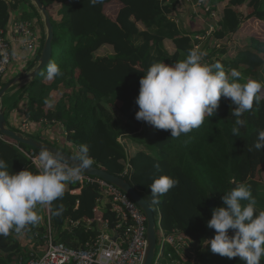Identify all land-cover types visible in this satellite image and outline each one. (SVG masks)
I'll return each mask as SVG.
<instances>
[{
    "label": "trees",
    "instance_id": "1",
    "mask_svg": "<svg viewBox=\"0 0 264 264\" xmlns=\"http://www.w3.org/2000/svg\"><path fill=\"white\" fill-rule=\"evenodd\" d=\"M112 1L100 0L93 5L90 0H40L50 16L54 34L49 63H56L63 75L48 81L45 78L46 66L32 82L20 89L17 100L10 105L6 98L14 88L7 91L3 97L7 127L73 157L77 155L80 144H87L94 161L92 166L123 178L149 204L156 220V237L159 222L167 232L180 230L188 235L181 220L177 219L178 212L183 219L190 218L192 227L199 229L194 240L197 244H204L215 235V231L207 227L211 219L207 205L213 201L214 209L224 207L221 197L231 189L232 181L249 185L257 202V212L264 210L259 184L245 178V174L250 172L246 143L252 140L264 121V100L253 104L252 110L256 109L257 117L253 116L252 110L240 117L246 121L241 127V138L232 134L229 122L224 118L222 111L229 101L224 97H221L214 116H205L199 128L179 138H172L170 130H159L137 121L135 99L142 75L155 62L172 64L185 59L189 50H193L195 42L192 38L204 36L205 30L187 32L171 21L176 15L179 0H122L129 5L151 3L146 10L148 19L140 25L120 14L108 16L104 9ZM203 1L200 11L209 7L208 13L217 12L218 20L212 34L215 43L208 46L207 53L203 43L200 44L199 51L206 53L202 62L209 65L220 62L230 80V70L236 69L241 73V83L251 79L262 84L264 0ZM254 1L252 12L245 16L242 9L251 7ZM23 4L43 27L41 17L28 0H0V27L6 29L12 13ZM30 18L28 13L22 14V21ZM246 22H256L255 31L244 33ZM44 40L45 37L41 40V49ZM54 44L60 46L55 55ZM39 58L40 54L28 65L27 72L35 68ZM10 81L3 80L0 90ZM21 99L26 103L25 118L38 125L41 130L39 136L32 135L31 131L12 128L8 123L10 112ZM235 119L233 117L232 124H235ZM57 124L65 133L62 143L46 138V131H51V126ZM65 144L70 145V151L64 148ZM15 145V142L0 141V159L8 164V170L13 173L24 169L36 172ZM20 147L30 150L27 146ZM156 163H159V169L154 167ZM127 166L131 169L125 173ZM160 175L178 179L179 184L161 196L159 204L152 205L149 185ZM184 185L195 192V208L180 203L184 200ZM77 188L76 183H67L63 197L48 206V221L46 219L44 225H29L24 231L23 234L36 244V249L44 245L43 236L48 225L57 242L78 250L95 237L94 231H88L83 221H90L92 230L98 228L100 222H106L110 229L119 224L108 209L109 198L101 187L86 185L75 193ZM61 205L63 211L56 215ZM99 206L105 207L101 214L96 212ZM70 221L79 225L69 227ZM168 252L166 247H158L156 256L160 258L154 264H167ZM33 257H36L35 253L21 245L16 233L0 237V264H26ZM193 264L243 262L238 257H221L207 248L198 250ZM261 264H264V257Z\"/></svg>",
    "mask_w": 264,
    "mask_h": 264
},
{
    "label": "clouds",
    "instance_id": "2",
    "mask_svg": "<svg viewBox=\"0 0 264 264\" xmlns=\"http://www.w3.org/2000/svg\"><path fill=\"white\" fill-rule=\"evenodd\" d=\"M98 2L100 0H90L93 5ZM205 55L193 49L185 59L175 63L151 64L139 80L135 119L159 130H170L172 138H179L199 128L205 116H214L224 97L234 105L232 116L236 119L231 132L238 136L246 123L240 117L252 110L264 85L251 79L241 83V73L236 69L230 70V80L220 62L212 65L202 62ZM62 75L56 63L47 64L45 78L48 81ZM252 147L257 152L264 149V129L258 131ZM74 160L70 164L61 153L42 147L36 157L38 171L24 169L13 173L5 160L0 159V237L14 232L22 238L29 225L41 221L36 206H50L63 197L67 183L81 179V173L90 169L94 162L87 144L78 146ZM154 167L159 169V163ZM178 184V179L168 175L153 179L149 185L151 204H159L160 197ZM233 184L235 187L221 197L222 204L227 207L213 209L207 222V227L215 231L214 237L206 240L207 245L212 253L221 257H238L243 264H261L264 210L257 212V202L249 185ZM62 211L61 205L55 214L60 215ZM229 230H233L231 236Z\"/></svg>",
    "mask_w": 264,
    "mask_h": 264
},
{
    "label": "built area",
    "instance_id": "3",
    "mask_svg": "<svg viewBox=\"0 0 264 264\" xmlns=\"http://www.w3.org/2000/svg\"><path fill=\"white\" fill-rule=\"evenodd\" d=\"M186 2L190 3L189 0H186ZM193 12H196V10ZM13 32L17 37V41L25 49H33L38 41L31 25L27 22L15 23ZM212 33L213 29L210 28L205 31L204 36H194L192 40L197 42L199 46ZM198 46L193 45V49L199 50ZM11 61V45L7 39L5 29L0 27V83L4 80ZM29 124L27 120H23L19 124V129L29 131ZM0 141L12 144L1 134ZM15 148L38 171L36 157L39 152L33 149L24 150L18 144L15 145ZM130 169L131 167L127 166L125 173ZM72 183L78 185V188L74 191L75 193H79L86 185L97 184L101 187L109 198L108 209L116 216L119 224L110 229L106 222H100V226L92 230L91 222L83 221L88 231L95 232V237L91 238V241L84 248L78 250L68 248L57 242L53 238L52 230L48 225V229L43 236L44 251L42 255L31 258L26 264H143L146 249V218L138 206L115 186L83 173H81V179ZM104 208L99 206L96 208V212H102ZM78 225V222L70 221L69 223V227ZM188 241V236L184 232L180 230L167 232L159 222L156 247L157 249L158 247L169 249L166 257L167 264H193L195 262V255L189 249ZM159 253L161 252L159 251ZM158 258L160 257L155 256L154 263Z\"/></svg>",
    "mask_w": 264,
    "mask_h": 264
},
{
    "label": "rangeland",
    "instance_id": "4",
    "mask_svg": "<svg viewBox=\"0 0 264 264\" xmlns=\"http://www.w3.org/2000/svg\"><path fill=\"white\" fill-rule=\"evenodd\" d=\"M182 3L179 5L180 8L183 9V11L185 12V17H187L186 20H183V22L178 18H171V21H174L177 23L178 21V25L186 28V30L188 32H192L195 31L196 32H200V31H208L210 28L215 29V24L216 21L218 20V13L217 12H211L208 13L207 9L204 10L202 9L200 11V9L203 7V0H196L194 2V0H189L190 2L194 3V7H191V4L186 2L185 0H181ZM254 4L255 1L251 4V7L248 8H244L242 9V12L244 13L245 16L250 15V13L252 12L253 8H254ZM151 5V3H143V4H134V5H129L126 2L122 1V0H113L109 5L106 6V8L104 9V12L110 16V17H114L118 14L123 15L124 17L134 21L137 24H141L142 21L148 19V16L146 15V10L148 9V7ZM184 6V8H183ZM192 8L193 11L196 10V12H192ZM178 12H181V10H179ZM190 13L192 16H190ZM198 13V14H196ZM186 23H189L188 27L186 26ZM246 26H244L243 32L246 34H249L253 31H255L257 24L256 22H246L245 23ZM213 34V33H212ZM201 35V34H200ZM62 41H60L61 43ZM195 42V41H194ZM215 43V39L214 37L209 36L205 39L204 43H203V49L206 50L207 53V48L210 44ZM202 44V43H200ZM193 45L198 46L197 42H195ZM168 48H169V44H167ZM199 45V49H200ZM60 50V46L57 44H54L53 46V54H57ZM263 72H264V67H263ZM245 80V79H244ZM247 81V80H246ZM262 84L264 85V81L262 80ZM258 103L262 100H264V87H262L260 93L258 94ZM234 108V106L232 105L231 101H228V104L224 107L223 109V115L224 118L229 122V127L230 129H232L235 124H232V120H233V116H232V109ZM256 109L252 110L253 112V116L257 117L256 115ZM264 129V121L261 123V126L259 127V129L257 130L256 134L252 137V140L249 143H246V149H245V153H246V158L249 162L250 165V172H248L247 174H245V178L246 179H251L253 181H255L256 183L259 184V192L260 195L262 197H264V149H262L260 152H257L252 145L256 142L257 139V133L259 130ZM62 134H56V138H50L48 137L49 141H56V142H63V138H62ZM236 137H243V130L242 128H240V134ZM252 149L251 151L249 149ZM182 193V192H181ZM183 201H181L180 203H182L184 206L188 207V208H195V192L194 190L191 189L190 186L188 185H184L183 188ZM47 207L45 205H37V214L40 215L41 217V221L39 222L40 225H44L45 220L47 218ZM177 219L181 220V225L186 228L187 232V236H188V245H189V249L191 250V252L197 256L198 254V250L200 251H204L207 248L210 250V246L207 245V241L204 244H197V242L194 240V235L199 233V229L196 227H192L191 225V221L190 218H186L183 219L180 214L177 212ZM204 221V220H203ZM202 221V222H203ZM184 232V231H183ZM231 236V235H230ZM18 239L21 243V245L23 247H27L29 251L35 253V243H33V241H31L30 237L27 236L26 234H23L22 238L18 236ZM187 245V246H188ZM41 248V246L39 247Z\"/></svg>",
    "mask_w": 264,
    "mask_h": 264
},
{
    "label": "water",
    "instance_id": "5",
    "mask_svg": "<svg viewBox=\"0 0 264 264\" xmlns=\"http://www.w3.org/2000/svg\"><path fill=\"white\" fill-rule=\"evenodd\" d=\"M28 1L35 8V10L37 11V13L39 14V16L43 21V25L46 33L45 40L43 43V48L40 58L37 61V65L35 66V68L30 72H28L27 75L17 77L16 79L10 81L0 90V134L8 138L10 141L17 143L20 146H27L30 149H33L37 152H39L42 147H46L54 153H61L63 157L71 164L75 162L74 160L75 157L58 150L57 148L51 146L48 143L34 140L28 136L23 135L20 132L10 130L7 127V123L4 117L5 111L3 109L2 99L3 96L6 94V92L16 85L32 82L38 76V74L47 66L52 56V42L54 39V34L50 22V16L47 10L45 9V7L40 2V0H28ZM82 173L87 176L103 180L104 182L115 186L123 193H125L138 206V208L141 210V212L144 214L146 218V249H145L143 264H154L156 249H157L156 247L157 237L155 232L156 220L154 217V213L150 208L149 204L146 202V200L140 194H138L126 180L120 177L110 175L106 171L98 167H94L91 165L90 169H87L85 170V172ZM233 182L234 181L231 182V188L235 187ZM207 206L210 214L212 215L214 209L213 201H210ZM232 234H233V230H229V235Z\"/></svg>",
    "mask_w": 264,
    "mask_h": 264
},
{
    "label": "crops",
    "instance_id": "6",
    "mask_svg": "<svg viewBox=\"0 0 264 264\" xmlns=\"http://www.w3.org/2000/svg\"><path fill=\"white\" fill-rule=\"evenodd\" d=\"M181 3H182V1L179 0V3L176 7L177 9L175 12V14L177 16L176 15L175 16H176V18L179 17V19L183 22V20H186L187 17H185V12L183 11V9L179 7V5ZM190 4H191V7H194V3L190 2ZM183 8H184V6H183ZM179 10H181V12H178ZM192 12H193V8H192ZM23 13H28L31 16L29 21H22V14ZM175 16H174V18H175ZM190 16H192L191 13H190ZM178 21H177V23L175 22L177 25H178ZM17 22H27L31 25L32 31L34 32L35 36L38 39V41L34 45L33 49H31V50L25 49L17 41V37L14 35V32H13V25ZM42 23H43V21H42ZM179 24H180V21H179ZM188 26H189V23L188 24L186 23L185 27H188ZM183 29L185 31H187L186 28H183ZM5 32H6L7 39L9 40L10 45H11L12 61H11V65L8 67V70H7V73H6L4 80L10 81L11 79L14 80L17 77L28 74V72H27L28 65L35 61L38 54L41 55V52H42V49L40 47L41 40L43 37H45L46 33H45L44 25L42 27L41 21L37 17H35L34 13L24 4L21 5L17 11L12 13L11 18L9 20V23L5 29ZM25 84H27V83H25ZM25 84H19V85H16L13 87L14 89L9 93L8 97L6 98L8 105L12 104L15 100H17L18 93L20 92V89ZM2 102H3V99H2ZM25 105H26L25 101L23 99H21L17 102L16 107L10 112V114L8 116V123L12 128H18L19 129V124L22 123L23 120H27L25 118V114H24ZM29 125H30L29 131H31V134L39 136V134L41 133V130L39 129L38 125L34 124V123L33 124L30 123ZM41 125L43 126V124H41ZM51 127H52L51 131H49V130L46 131L47 132L46 138H48V137L53 138L56 136V134H59V133L62 134L63 135L62 138H64L65 133H64V130H63L61 125L57 124V125H53ZM42 135H45L44 132H42ZM64 148H66L67 150L70 151L71 147H70V145L65 144ZM46 207H47V211H48L46 219L48 221L49 210H48V206H46ZM98 213L101 214L100 211ZM35 239L37 240L38 238H35ZM43 251H44V245L41 246V248L35 249V255L40 256V255H42Z\"/></svg>",
    "mask_w": 264,
    "mask_h": 264
}]
</instances>
